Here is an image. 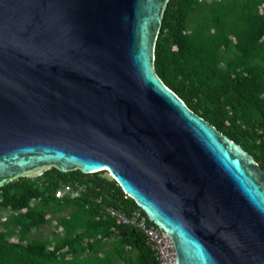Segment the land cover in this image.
I'll return each mask as SVG.
<instances>
[{"label": "water", "instance_id": "1", "mask_svg": "<svg viewBox=\"0 0 264 264\" xmlns=\"http://www.w3.org/2000/svg\"><path fill=\"white\" fill-rule=\"evenodd\" d=\"M166 2L0 0V186L104 170L176 264H264V169L154 70Z\"/></svg>", "mask_w": 264, "mask_h": 264}, {"label": "trees", "instance_id": "2", "mask_svg": "<svg viewBox=\"0 0 264 264\" xmlns=\"http://www.w3.org/2000/svg\"><path fill=\"white\" fill-rule=\"evenodd\" d=\"M153 66L264 169V0H167ZM104 172L50 166L2 184L0 264H156L141 232L106 212L139 207ZM62 184L77 194L55 197ZM49 224L52 238L28 239Z\"/></svg>", "mask_w": 264, "mask_h": 264}, {"label": "built area", "instance_id": "3", "mask_svg": "<svg viewBox=\"0 0 264 264\" xmlns=\"http://www.w3.org/2000/svg\"><path fill=\"white\" fill-rule=\"evenodd\" d=\"M63 194L74 197L77 190L70 187L69 184H62L55 191L54 196L60 197ZM106 212L114 219L115 224H126L137 228L141 232L145 243L154 255L156 264H176L174 246L170 236L149 220L140 208L126 213L110 206L106 208Z\"/></svg>", "mask_w": 264, "mask_h": 264}, {"label": "rangeland", "instance_id": "4", "mask_svg": "<svg viewBox=\"0 0 264 264\" xmlns=\"http://www.w3.org/2000/svg\"><path fill=\"white\" fill-rule=\"evenodd\" d=\"M206 1H209V0H206ZM42 170H44V169H40V170L36 171L35 173L26 174L25 176H35L37 174H40L42 172ZM102 175L106 176V177H110L106 172H104ZM46 237L52 238L51 224H49L47 226H42V227H38L36 229H33L30 232V234L28 235V239L31 238V239L44 240V238H46Z\"/></svg>", "mask_w": 264, "mask_h": 264}, {"label": "bare ground", "instance_id": "5", "mask_svg": "<svg viewBox=\"0 0 264 264\" xmlns=\"http://www.w3.org/2000/svg\"><path fill=\"white\" fill-rule=\"evenodd\" d=\"M101 168H103V167H101Z\"/></svg>", "mask_w": 264, "mask_h": 264}]
</instances>
